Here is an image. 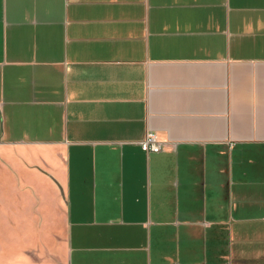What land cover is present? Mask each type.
<instances>
[{
	"label": "crops",
	"instance_id": "0c3cea01",
	"mask_svg": "<svg viewBox=\"0 0 264 264\" xmlns=\"http://www.w3.org/2000/svg\"><path fill=\"white\" fill-rule=\"evenodd\" d=\"M0 264H264V0H0Z\"/></svg>",
	"mask_w": 264,
	"mask_h": 264
},
{
	"label": "built area",
	"instance_id": "2783aa9c",
	"mask_svg": "<svg viewBox=\"0 0 264 264\" xmlns=\"http://www.w3.org/2000/svg\"><path fill=\"white\" fill-rule=\"evenodd\" d=\"M141 148L146 153H159L162 150L161 143L156 136L152 133H148L141 143Z\"/></svg>",
	"mask_w": 264,
	"mask_h": 264
}]
</instances>
